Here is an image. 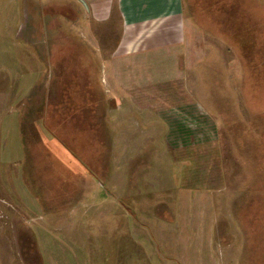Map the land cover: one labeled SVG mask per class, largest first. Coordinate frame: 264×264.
Wrapping results in <instances>:
<instances>
[{"label":"rangeland","instance_id":"374dc122","mask_svg":"<svg viewBox=\"0 0 264 264\" xmlns=\"http://www.w3.org/2000/svg\"><path fill=\"white\" fill-rule=\"evenodd\" d=\"M37 1L0 0V264H264V0H183L185 54L74 111L47 103V68L80 60ZM43 111L65 115L59 159Z\"/></svg>","mask_w":264,"mask_h":264},{"label":"crops","instance_id":"0c3cea01","mask_svg":"<svg viewBox=\"0 0 264 264\" xmlns=\"http://www.w3.org/2000/svg\"><path fill=\"white\" fill-rule=\"evenodd\" d=\"M39 2L37 1L38 5ZM40 9L43 24H47L51 18L52 22L55 19L54 23L57 24L53 29H43V41L56 38L58 43L55 49L58 56L74 55L79 58L77 61L80 60L71 67L66 64L64 67L47 68L52 71L49 85L53 82L52 86L58 89L57 99L48 96L49 104H61L66 101L63 100L60 89L69 86L77 87L78 97L75 96L72 100L78 99L82 103L98 105L96 93L99 87L101 91L102 87H105L106 96L102 97L101 103H114L109 98L113 93L112 88L124 94L128 89L127 81L130 80L127 79L128 73L134 74L133 78L143 79L141 73L145 72L149 63L147 56L154 55L162 49H165L167 54H173V51L178 55L185 54L187 26L183 0H41ZM29 16L33 19L32 15ZM66 23L69 25L68 29ZM49 33L56 36L51 37ZM82 39H89L93 45L90 44L89 49L84 48L81 46ZM114 39L117 40L115 44ZM86 49L90 60L83 65L80 55ZM98 56L106 57L104 61L102 60L104 62L102 65L98 64ZM61 71H72L75 74L71 80H66L59 74ZM86 71L89 72L88 83L81 77H76V73ZM119 76L122 77L121 80ZM94 79L95 84L92 83ZM50 94L49 91L48 95ZM85 94H89V97H85ZM92 109L96 110L97 106ZM91 113L89 110L88 115ZM46 116L43 111L42 119H48V124L43 122L42 130L48 128L50 140L43 139L45 141L43 146L47 148L49 156L54 155L59 159V153L64 150L65 145L60 139L61 131L55 130L59 127L50 124L49 120H60L65 115L61 112L47 111ZM88 127L91 129L92 125ZM42 136L45 137L44 132ZM53 136H58V141L52 140Z\"/></svg>","mask_w":264,"mask_h":264},{"label":"trees","instance_id":"16d2710c","mask_svg":"<svg viewBox=\"0 0 264 264\" xmlns=\"http://www.w3.org/2000/svg\"><path fill=\"white\" fill-rule=\"evenodd\" d=\"M78 93V92H77ZM76 92H75V96L76 97H78V94H77ZM85 97H89V94H85ZM67 101H63L61 104H67L66 103ZM79 104H84V103H82V102H79L78 101V99H74V100H72V102L69 104V105H74V108H73V111L75 110V108H76V105H79ZM86 104H88V103H86ZM70 108V107H69ZM78 109V108H77ZM81 110V109H80ZM82 111V110H81ZM85 112L84 113H87V111L86 110H84ZM83 113V112H82ZM88 113H89V111H88Z\"/></svg>","mask_w":264,"mask_h":264},{"label":"flooded vegetation","instance_id":"af4514ba","mask_svg":"<svg viewBox=\"0 0 264 264\" xmlns=\"http://www.w3.org/2000/svg\"><path fill=\"white\" fill-rule=\"evenodd\" d=\"M61 94H62V97H63V100H66L67 101V99H70V100H72L73 99V97H75V92H76V90L74 91V95H72L70 92H68V98L67 97H65V93H66V91H69V89H67L66 87H62L61 89Z\"/></svg>","mask_w":264,"mask_h":264}]
</instances>
